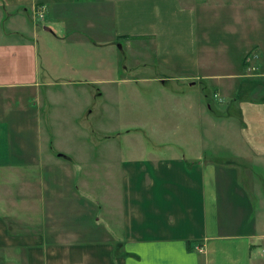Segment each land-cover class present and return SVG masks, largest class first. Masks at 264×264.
I'll return each mask as SVG.
<instances>
[{
  "label": "crops",
  "instance_id": "obj_1",
  "mask_svg": "<svg viewBox=\"0 0 264 264\" xmlns=\"http://www.w3.org/2000/svg\"><path fill=\"white\" fill-rule=\"evenodd\" d=\"M186 1L0 0L1 170L42 163L43 157L53 164L71 158L66 152L53 159L36 156L38 146H16L5 122L12 119L6 114L10 102L1 95L7 89L59 79L38 81L41 67L84 73L87 61L92 64L103 47L110 53L139 48L140 65L165 69L154 80L174 83L173 102L185 108L179 115L193 116L195 110L204 112V106L218 116L232 117L235 111L240 117L235 139L241 142L234 159H223L221 164L213 158L191 160L177 152L126 160L118 201L98 197L97 210L95 203L92 209L89 201L63 198L62 193L39 197L29 184L20 188L22 182L15 193L9 179L0 180V264H264V186L243 176L241 169L248 171L245 163L264 168V0ZM41 5L46 6L43 31L38 30L40 19L33 16ZM212 8H227L224 13L235 18L233 24L229 16L227 21H212L226 32L217 43L209 36ZM108 16L113 17L109 40L94 36L86 43L76 34L85 33L83 29L65 28L69 21L78 25V19L94 28ZM39 38L42 53L35 44ZM138 40L148 47L133 43ZM54 45L62 49L58 64L63 70L52 68ZM79 48L87 50L89 60L83 51L75 57L70 54ZM214 50L225 52L222 69H216L221 73L213 72ZM91 77L87 83H102ZM75 81L85 80L61 82ZM198 83L205 100L191 91ZM135 89L130 94L140 99ZM215 94L231 98L227 109L218 110ZM15 126L33 130L20 123ZM100 200L105 201L104 208Z\"/></svg>",
  "mask_w": 264,
  "mask_h": 264
},
{
  "label": "rangeland",
  "instance_id": "obj_2",
  "mask_svg": "<svg viewBox=\"0 0 264 264\" xmlns=\"http://www.w3.org/2000/svg\"><path fill=\"white\" fill-rule=\"evenodd\" d=\"M226 11L229 12L227 8L209 10L210 33L208 29L207 33L215 43L223 39L226 32L219 30V25L212 24V21L220 19L227 21L229 16L228 22L235 23V18L231 13H224ZM35 12L34 19H40ZM101 20V24L95 23L94 28L86 27L80 22L81 19L77 20L78 25L69 21L65 28L66 30L75 27L83 29L85 33L80 31L76 34H81L86 43H90L89 40L94 36L109 40L110 36H113L111 32L113 17L108 16ZM38 22L41 27L38 30L43 31L45 21L40 19ZM221 25H225L224 22ZM234 27L243 28L239 24H235ZM201 28L202 25L199 28L202 31ZM97 30L100 32L99 36ZM41 40L42 38H39L38 43L35 42L39 46L40 53L43 50ZM133 43L148 47L142 40ZM52 47L55 49L51 50L54 55L50 56L53 62L52 68L63 70L62 64H58L62 49L60 45ZM135 49L133 53L129 50L126 52L127 48L124 47L123 50L117 49L115 53H110V49L103 47L92 64L87 61L85 67L83 66L86 69L84 73L77 71L72 74L67 71L51 70L50 72L43 71L41 67L39 72L41 78L38 81L59 79L48 85H24L16 89H7L5 94L1 95L6 102H10L6 114L10 113L8 115H12V119L5 122L8 134L11 133L16 146L21 143H26L25 147L29 146L30 149L38 146L41 152H37L36 156L50 155L51 159L56 158L59 152H66L71 156L70 161H72L63 160L61 161L63 164H53L43 157L42 163L0 169V180L9 179L10 183L12 182L9 186L11 191L17 193L16 189L22 182L20 188L29 184L39 197L62 193L63 198L74 201L82 198L85 202L89 201L90 204L92 203L90 207L92 209L95 203L97 210L100 208L96 201L98 197H110L112 202L118 201V195L121 193L118 183L121 182V172L126 160L148 157L152 153L168 157L176 152L180 156L190 157L191 160L213 158L220 164L223 159H234V152L239 149L241 143L238 138L235 139L237 137L235 127L240 123V117L235 115V111L232 112V117L218 116L213 110H208L207 106H204V112L194 109L193 116L179 115L185 108L173 102L174 83L164 85L163 82L154 80L166 70L151 68L152 65L151 67L140 65L138 61H142L143 58L138 55L142 51L136 47ZM86 51L80 48L72 49L70 54L75 57L81 52L82 56L89 60L90 54ZM99 57L102 59L100 65H98ZM225 58L224 51L222 53L215 51L216 64L214 63L213 72H223H218L216 69H222ZM151 60L153 61V58ZM94 75L102 83H87V78ZM66 78L86 82L62 83L61 81ZM127 78L133 82L129 83ZM200 83L192 86L194 88L191 91L196 97L205 100ZM184 86L186 89L189 88L188 83ZM133 87L142 95L140 99L131 96L130 91H133ZM230 100L227 95L219 96V94H215L213 98L214 104L219 106H217L218 110L228 107ZM231 120L233 125L229 124ZM16 123L31 126L33 130H20L16 128ZM76 159L82 162H76ZM235 162L243 164L239 160ZM245 166L248 171L241 168L243 176L256 179L264 186V168L253 167L251 163H245ZM83 179L87 183L83 184L85 182ZM101 202L104 208L105 201Z\"/></svg>",
  "mask_w": 264,
  "mask_h": 264
},
{
  "label": "built area",
  "instance_id": "obj_3",
  "mask_svg": "<svg viewBox=\"0 0 264 264\" xmlns=\"http://www.w3.org/2000/svg\"><path fill=\"white\" fill-rule=\"evenodd\" d=\"M46 12V6L45 5H41L36 9V16L37 18H42L44 16V13Z\"/></svg>",
  "mask_w": 264,
  "mask_h": 264
}]
</instances>
